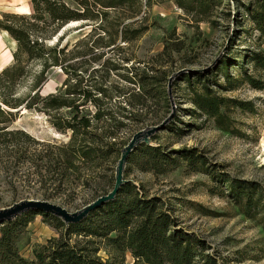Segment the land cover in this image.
Masks as SVG:
<instances>
[{
	"label": "rangeland",
	"instance_id": "1",
	"mask_svg": "<svg viewBox=\"0 0 264 264\" xmlns=\"http://www.w3.org/2000/svg\"><path fill=\"white\" fill-rule=\"evenodd\" d=\"M259 1L264 2L221 0L220 5L212 4L204 13H196L186 12L171 0H140V14L124 22L129 23L126 37H132L133 31H140L138 37L122 42L115 34L116 23L122 21L110 14L108 30L93 31V53H81L68 62L78 63L80 59H89L93 55L97 58L93 61V72L85 65L76 69H87L94 79L103 74L95 73L94 69L106 70L110 61L118 63L116 72L120 77L114 76L115 73L110 70L105 87L116 81L125 91L126 84L121 79L127 74L124 66L148 65L155 71H165L168 78L180 69L200 70L215 63L207 72L201 73L205 76L225 57L232 78H225V70L207 76L208 85L214 93L241 103L240 107L229 104L222 110L227 117L226 130L217 127L213 119L191 103L186 78L197 74H184L172 83L175 116L166 130L153 137L154 145L168 152L182 148L193 151L197 156L195 166L181 162L178 168L157 174L153 171L141 172L130 163L126 164L124 172V179L141 187L147 198L160 199L163 210L176 221L178 228L203 240L205 252L213 255L217 264H264V229L258 221L262 214L256 219L249 218L239 206L226 198L229 180L255 182L261 197L259 205L264 206V152L261 146L264 138V73L253 71L247 61L250 53L260 50L259 33L249 13ZM30 7V0H0V19L4 14L28 15L32 12ZM133 21L136 22L133 24ZM83 25L68 24L49 44H54L63 36L61 44L67 46L65 55L71 58L73 44L90 31V26ZM111 40L116 41L114 45H111ZM124 58L130 59L128 64L123 63ZM244 70L261 82L260 89H253L244 81ZM154 75L159 74L154 72ZM65 77L60 69L50 70L41 90L42 95L64 88ZM214 83H219L221 88ZM163 85L166 91L167 82ZM101 103L100 107L106 113L119 110L118 105L108 98ZM36 105L40 106L37 103L34 107ZM147 105L148 114L141 122H130L122 128L116 141L117 149L126 144L135 132L160 123L170 112L168 100L160 103L149 101ZM82 111L91 117L95 105H85ZM58 115L66 116V110ZM8 129L22 131L31 139L51 147L67 143L70 136L69 132L57 131L49 117L35 109L21 110ZM16 141L21 151L42 148L22 135H17ZM10 155L0 153V209L32 199L47 200L71 213L110 191L119 156L115 152L102 161L93 155V165L70 172L67 180L61 181L56 172L50 174L51 180L48 175L42 180L36 178L27 163L16 159V155ZM57 236L58 232L44 222L42 215H34L17 244L18 251L22 257L29 258L34 246ZM98 255L107 259V249L100 245ZM114 263L143 264L136 262L129 253H125L123 261L116 260Z\"/></svg>",
	"mask_w": 264,
	"mask_h": 264
},
{
	"label": "trees",
	"instance_id": "2",
	"mask_svg": "<svg viewBox=\"0 0 264 264\" xmlns=\"http://www.w3.org/2000/svg\"><path fill=\"white\" fill-rule=\"evenodd\" d=\"M171 1L186 12L196 13H204L210 5L221 3V0ZM30 5L32 12L28 15L4 14L0 19V30L16 42L13 63L0 71V153L16 155V159L27 163L33 169L32 174L40 180L45 175L51 180L50 174L56 172L62 181L67 180L70 172L93 165V155L103 161L115 152L120 153L125 144L117 149L116 141L122 128L130 122H141L148 114L149 101L160 103L168 100L163 85L167 82V75L165 71H155L148 65L124 66L127 72L121 77L126 84L124 91L116 81H112L110 87H105L110 70L115 73L114 76L120 77L116 72L118 63L110 61V67L106 70L94 69L95 73H103L96 79L91 74L93 61L97 59L93 55L89 59L82 58V55L80 62L68 63L81 53H93V31L106 32L110 14L122 21L116 23L119 31L117 28L115 32L122 42H130L135 36L138 37L140 31H133L132 37H126L129 23L124 22L140 14V0H30ZM118 10L123 11L117 13ZM249 13L261 45L260 50L248 55L247 61L253 71L264 73V2L259 1ZM71 23H81L84 24L82 27L91 28L73 44L72 56L68 58L65 55L67 46L61 44L63 36L54 44H49V41ZM110 42L114 45L116 41ZM80 48L82 51H79ZM122 61L128 64L130 59L124 58ZM81 65L91 67L92 71L88 73L87 69H76L78 66L82 68ZM52 69H60L66 75L64 88L42 95L41 90ZM221 70H225L227 80L232 78L225 57L207 75L211 77ZM154 72L159 75H154ZM207 75L197 74L186 78L191 103L213 119L217 127L226 130L227 117L222 110L229 104L240 107L241 103L214 93L208 85ZM242 75L253 89L262 87L261 82L248 71L244 70ZM214 84L221 88L219 83ZM107 98L118 105L117 112L106 113L101 109V101ZM37 103L40 106L34 107ZM89 104L95 105L91 117L82 111ZM32 109L47 115L57 131L69 132L68 142L51 147L31 139L22 131L8 129L21 110ZM62 110H66V116L58 115ZM17 135L42 148L30 152L19 150ZM196 159L193 151L187 148L168 152L157 145L142 144L130 154L127 165L131 163L141 172L163 174L178 168L181 162L195 166ZM112 180L114 184V173ZM226 198L239 206L249 218L256 219L262 214L258 221L264 229V206L259 205L261 197L257 183L231 179L228 181ZM34 215H42L44 222L54 228L58 236L34 246L29 258H24L17 244ZM100 245L107 249V259L98 255ZM205 251L204 241L178 228L176 221L163 210L159 198H147L141 187L130 181L122 185L114 200L67 229L56 217L37 211H29L14 221L0 225V264H115L116 260L123 261L125 253L143 264H217V259Z\"/></svg>",
	"mask_w": 264,
	"mask_h": 264
},
{
	"label": "water",
	"instance_id": "3",
	"mask_svg": "<svg viewBox=\"0 0 264 264\" xmlns=\"http://www.w3.org/2000/svg\"><path fill=\"white\" fill-rule=\"evenodd\" d=\"M219 58L220 57H218V59ZM211 66L200 70L180 69L179 71L171 74L167 78L166 95L169 102L170 112L160 123L153 126H147L135 132L131 136L130 140L121 148L119 158L114 168V184L111 191H109L105 195L98 197L94 201L90 202L89 204L85 205L84 207L73 213L47 200L25 199L17 203H13L9 207L0 209V225H2L3 223H9L11 221H14L18 216L29 211H37L44 214H50L56 217L64 224L65 228L67 229L69 225L78 224L82 222L91 212L114 200L116 195L120 191L122 185L128 182L124 179V172L130 154L139 145L144 144L147 146H154V143L151 141L152 137L156 133L165 130V128L173 120L176 108L172 97V83L175 78L184 74L192 76L195 74H201L203 72L205 73L211 68Z\"/></svg>",
	"mask_w": 264,
	"mask_h": 264
},
{
	"label": "crops",
	"instance_id": "4",
	"mask_svg": "<svg viewBox=\"0 0 264 264\" xmlns=\"http://www.w3.org/2000/svg\"><path fill=\"white\" fill-rule=\"evenodd\" d=\"M15 50L16 42L6 32L0 31V71L13 62Z\"/></svg>",
	"mask_w": 264,
	"mask_h": 264
},
{
	"label": "bare ground",
	"instance_id": "5",
	"mask_svg": "<svg viewBox=\"0 0 264 264\" xmlns=\"http://www.w3.org/2000/svg\"><path fill=\"white\" fill-rule=\"evenodd\" d=\"M261 146H262L263 152H264V138L261 140ZM262 163H264V156L262 158Z\"/></svg>",
	"mask_w": 264,
	"mask_h": 264
}]
</instances>
